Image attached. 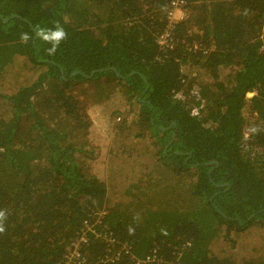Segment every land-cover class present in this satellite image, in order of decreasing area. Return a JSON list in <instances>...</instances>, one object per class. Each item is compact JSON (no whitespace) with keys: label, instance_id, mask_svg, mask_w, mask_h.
<instances>
[{"label":"trees","instance_id":"trees-1","mask_svg":"<svg viewBox=\"0 0 264 264\" xmlns=\"http://www.w3.org/2000/svg\"><path fill=\"white\" fill-rule=\"evenodd\" d=\"M177 1L0 0V264H264V0ZM81 85L127 102L104 179L43 118L87 135Z\"/></svg>","mask_w":264,"mask_h":264},{"label":"rangeland","instance_id":"rangeland-1","mask_svg":"<svg viewBox=\"0 0 264 264\" xmlns=\"http://www.w3.org/2000/svg\"><path fill=\"white\" fill-rule=\"evenodd\" d=\"M86 85H81L74 90V95L77 96L81 105L80 110H83L86 105L90 106L91 110L90 119L93 122V125L87 135H77L72 132L71 125L65 120L62 119L61 115L58 113H43V118L50 126L58 127L63 133L67 135V144L82 145V148L88 150L83 152L82 155H88L91 152L92 148H97L98 153L95 155V161L89 163L91 168L95 173L98 174L101 178L104 179L105 175V160L104 156L108 150L109 141L113 134V125L114 121L111 115L115 112L125 110L127 102L122 91L117 88L113 91L106 90L105 92L96 91V94L90 95V91L87 90ZM116 88V87H114ZM95 111V113H93ZM93 113V114H92ZM95 114V116H94ZM103 115V116H102ZM247 137V133L245 138ZM88 164V163H86ZM202 217V216H199ZM179 218V216H178ZM194 220V217H191ZM208 218L204 216L199 221H204L206 223ZM201 223V224H203ZM154 225V224H152ZM150 226L143 221V240L148 241L149 239L156 237L155 235H171L166 229L155 227L152 230L154 235L149 233ZM171 229V228H170ZM173 232V229H171Z\"/></svg>","mask_w":264,"mask_h":264},{"label":"built area","instance_id":"built-area-1","mask_svg":"<svg viewBox=\"0 0 264 264\" xmlns=\"http://www.w3.org/2000/svg\"><path fill=\"white\" fill-rule=\"evenodd\" d=\"M170 7L171 10L168 13V21L170 23V25H173L179 21H182L184 19V12L181 11L182 9V3L178 2L177 0H172V2H170ZM168 35H164L161 40H160V45H165L166 44V40H167ZM119 121V120H118ZM86 242V236L83 235L79 240H77L75 242V244H73V249L77 250L78 246L81 244H84ZM78 254L75 253L72 258H77Z\"/></svg>","mask_w":264,"mask_h":264},{"label":"clouds","instance_id":"clouds-1","mask_svg":"<svg viewBox=\"0 0 264 264\" xmlns=\"http://www.w3.org/2000/svg\"><path fill=\"white\" fill-rule=\"evenodd\" d=\"M65 35H66V34L64 33L63 29H58L57 32L55 33V36H56V38H57V41H58L59 39L64 38ZM24 39H27V37H24ZM50 51H51V50H50ZM3 216H4V214H3L2 212H0V219H3ZM2 230H3V228L0 227V231H2Z\"/></svg>","mask_w":264,"mask_h":264},{"label":"water","instance_id":"water-1","mask_svg":"<svg viewBox=\"0 0 264 264\" xmlns=\"http://www.w3.org/2000/svg\"><path fill=\"white\" fill-rule=\"evenodd\" d=\"M13 18V17H12ZM12 18H8V19H3V23H8ZM111 71H115L114 69H110ZM100 72H103V71H100ZM94 73H96V72H94ZM94 73H92L91 74V76L90 77H86V78H88V79H90L93 75H94ZM77 75V73L76 72H73V74L71 75V77H74V76H76ZM117 76H118V78H122L120 75H118L117 74ZM62 77H63V73H62ZM215 164H217V163H215Z\"/></svg>","mask_w":264,"mask_h":264},{"label":"crops","instance_id":"crops-1","mask_svg":"<svg viewBox=\"0 0 264 264\" xmlns=\"http://www.w3.org/2000/svg\"><path fill=\"white\" fill-rule=\"evenodd\" d=\"M91 110H93L90 106H88V105H86V111H87V114L88 115H90V112H91ZM122 111H124V110H122ZM93 113H95V111H93ZM92 113V114H93ZM94 116H95V114H94ZM103 116V115H102Z\"/></svg>","mask_w":264,"mask_h":264},{"label":"bare ground","instance_id":"bare-ground-1","mask_svg":"<svg viewBox=\"0 0 264 264\" xmlns=\"http://www.w3.org/2000/svg\"><path fill=\"white\" fill-rule=\"evenodd\" d=\"M179 23H181V22H179Z\"/></svg>","mask_w":264,"mask_h":264}]
</instances>
